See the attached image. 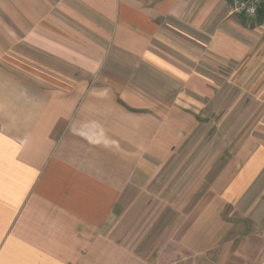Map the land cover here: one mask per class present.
Here are the masks:
<instances>
[{
  "label": "crops",
  "instance_id": "1",
  "mask_svg": "<svg viewBox=\"0 0 264 264\" xmlns=\"http://www.w3.org/2000/svg\"><path fill=\"white\" fill-rule=\"evenodd\" d=\"M0 264H264V23L0 0Z\"/></svg>",
  "mask_w": 264,
  "mask_h": 264
},
{
  "label": "built area",
  "instance_id": "2",
  "mask_svg": "<svg viewBox=\"0 0 264 264\" xmlns=\"http://www.w3.org/2000/svg\"><path fill=\"white\" fill-rule=\"evenodd\" d=\"M233 12L246 18H254L260 8L264 5V0H228Z\"/></svg>",
  "mask_w": 264,
  "mask_h": 264
},
{
  "label": "rangeland",
  "instance_id": "3",
  "mask_svg": "<svg viewBox=\"0 0 264 264\" xmlns=\"http://www.w3.org/2000/svg\"><path fill=\"white\" fill-rule=\"evenodd\" d=\"M247 19H251V18H247ZM251 89H253V87ZM259 89L260 88H257V92H259ZM240 91H241L240 96L242 97V100L240 102H237V105L236 106H237V111L238 112L239 111L244 112V109H246V106L249 108V106H251L252 103H251V101L249 99H244L245 98L244 89H241ZM246 91H249V89H246ZM237 94H238V92H237ZM259 107H260V105L257 104L256 111L259 110ZM261 110H263V108ZM260 121L261 120H259V119H253L252 120V122H257V124ZM239 137L241 138V137H243V135H238L237 136V140L239 139ZM233 221H234V228H233V231L232 232L234 234H238L240 232H243L244 233V232H247L248 231V228L247 227H249V224H248L247 221H244L243 219H240V218H235Z\"/></svg>",
  "mask_w": 264,
  "mask_h": 264
},
{
  "label": "trees",
  "instance_id": "4",
  "mask_svg": "<svg viewBox=\"0 0 264 264\" xmlns=\"http://www.w3.org/2000/svg\"><path fill=\"white\" fill-rule=\"evenodd\" d=\"M244 20L249 21L251 24V27H255L256 25H260L264 23V5L260 8L258 14L256 17L247 19L245 16H242Z\"/></svg>",
  "mask_w": 264,
  "mask_h": 264
}]
</instances>
